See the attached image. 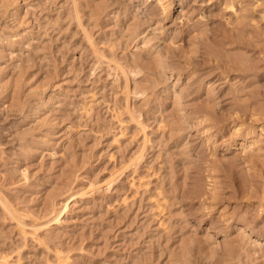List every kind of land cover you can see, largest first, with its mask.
<instances>
[{
  "label": "rangeland",
  "instance_id": "rangeland-1",
  "mask_svg": "<svg viewBox=\"0 0 264 264\" xmlns=\"http://www.w3.org/2000/svg\"><path fill=\"white\" fill-rule=\"evenodd\" d=\"M159 3L0 0V264H264V0Z\"/></svg>",
  "mask_w": 264,
  "mask_h": 264
},
{
  "label": "bare ground",
  "instance_id": "bare-ground-1",
  "mask_svg": "<svg viewBox=\"0 0 264 264\" xmlns=\"http://www.w3.org/2000/svg\"><path fill=\"white\" fill-rule=\"evenodd\" d=\"M141 1H142V0H141ZM157 1L160 2L159 4H161L162 9H164V10H165V8H168L169 5H170L171 2H172V0H168L167 2L165 1V2L167 3V4L165 5V3H164L163 0H157ZM110 2H111V1H110ZM166 10H167V9H166ZM261 16H262V19L264 20V10L262 11ZM159 21H160V20H158V24L160 25L159 27L161 28V25H162V24L159 23ZM128 30H129V29H128ZM164 31H165V30H164ZM140 34H141V33H140ZM143 37H144V36H143ZM148 37H149V36H148ZM146 38H147V37H146ZM146 40H147V39H146ZM150 40H151V39H150ZM144 42H145V41H144ZM147 43H148V42H147ZM147 43H146V44H147ZM144 44H145V43H144ZM157 49H158V48H157ZM159 52H160V51H159ZM167 53H168V52H167ZM163 59H164V58H163ZM178 59H179V58H178ZM195 60H196V59H195ZM163 61H164V60H163ZM153 63H154V62H153ZM163 63H164V62H163ZM139 65H140V62H139ZM142 65H143V64H142ZM164 65L166 66L167 70L170 71V74H172L174 70H172L173 68H170V67H171V66H170L171 64L169 65V64H167V62H166V63H164ZM163 67H164V66H163ZM163 67H162V68H163ZM162 70H163V69H162ZM163 71H164V70H163ZM163 71H162V72H163ZM152 72H153V71H152ZM167 72H168V71H167ZM176 74L178 75L176 78H178V77H179V72H177ZM176 74H175V75H176ZM165 76H166V75H165ZM171 76H172V75H171ZM166 77H167V76H166ZM172 77H173V76H172ZM151 81H152V80H151ZM176 82H177V81H176ZM161 83H162V82H161ZM244 110H245V109H244ZM245 111H246V110H245ZM261 112H263V111H261ZM206 113H207V112H206ZM234 113H235V112H234ZM207 114H208V113H207ZM263 114H264V113H263ZM237 115H238V114H237ZM232 116H234V115L232 114ZM238 116H239V115H238ZM239 117H240V116H239ZM239 117H238V118H239ZM243 117H245V115H243ZM243 117H242V118H243ZM232 118H233V117H232ZM235 118H236V117H235ZM249 118H250V117H249ZM239 119H240V118H239ZM196 120H197V119H196ZM249 120H250V119H249ZM236 121H237V120H236ZM197 122H198V121H197ZM200 122H201V121H200ZM233 122H234V121H233ZM198 123H199V122H198ZM237 124H238V125H237ZM237 124H236L237 126L235 125V131H234V132H236V133L238 132V133H239V131L241 130V124H243V122L240 121V122H238ZM193 125H194V124H193ZM244 125H246V124H244ZM242 126H243V125H242ZM261 127H262V126H261ZM232 130H233V129H232ZM244 130H245V129H244ZM246 130H247V129H246ZM262 130H263V128H262ZM254 131H255V127L252 126L251 129H249V131L243 132V134L246 133V135L244 136V139H243L244 144H245V142L249 141L248 138H252V137H254V136L251 135L252 133H254ZM243 134H242V135H243ZM248 135H250V137H247ZM253 135H254V134H253ZM258 136H259V135H258ZM259 140H260V139H259ZM257 141H258V138H257V137H256V139H255V138H252V139L249 141V143H246V144H250V145H251V144L256 143ZM243 142H242V143H243ZM258 145H259V143L256 144V146H258ZM260 145H261V143H260ZM248 146H249V145H248ZM252 146H253V145H252ZM254 146H255V145H254ZM256 146H255V147H256ZM262 146H263V145H262ZM259 147H260V146H259ZM259 149L261 150V149H263V148L260 147ZM255 150H256V148H255ZM257 150H258V148H257ZM258 151H259V150H258ZM262 154H263V153H262ZM248 156H249L251 159H253V158H252V153H249ZM254 156H255V155H254ZM249 157H248V159H249ZM255 157H256V156H255ZM1 193H2V192H1ZM5 202H6V201H5ZM8 203H9V202H8ZM27 214H28V213H27ZM16 215H17V214H16ZM28 215H29V214H28ZM20 217H21V216H20ZM40 228H41V227H40ZM34 232H35V231H34ZM49 240H50V239H49ZM58 256H59V255H58ZM5 261H6V260H5ZM64 261H65V260H64ZM67 262H68V261H67ZM7 263H9V262H7ZM7 263L5 262V264H7ZM58 263H59V262H58ZM63 263H65V262H63ZM68 263H69V262H68ZM3 264H4V263H3ZM48 264H49V263H48Z\"/></svg>",
  "mask_w": 264,
  "mask_h": 264
}]
</instances>
